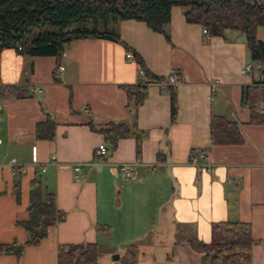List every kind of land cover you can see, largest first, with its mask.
<instances>
[{
    "label": "crops",
    "instance_id": "0c3cea01",
    "mask_svg": "<svg viewBox=\"0 0 264 264\" xmlns=\"http://www.w3.org/2000/svg\"><path fill=\"white\" fill-rule=\"evenodd\" d=\"M183 11L178 5L170 9L169 40L143 21L121 19L109 22L118 40L88 36L64 43L62 72L55 69L54 54L21 53L14 47L0 51V84L27 93L0 98V243L26 238L17 221L28 216L35 171L44 173L42 184L54 193L59 211L40 242L24 246L18 256L0 252V264H56L58 248L86 242L100 244L97 264H121L131 243L138 247L136 264H201L202 253L186 238L207 242L212 224L226 219L250 223L256 241L248 264H264V122L250 121L243 93L264 80V73L240 72L253 61L243 31L226 28L208 35L201 24L186 21ZM256 36L264 41V24ZM128 51L132 58L125 57ZM140 66L151 76L178 70L173 118L170 88L154 81L143 87L136 115L126 106L123 85L153 78L138 75ZM36 85L40 91L33 90ZM46 112L56 122L52 138L34 133ZM211 115L235 120L242 141L210 143ZM110 120L135 121L145 132L139 155L133 136L119 138L112 148L91 126ZM100 143L106 146L103 154L95 151ZM31 145H36L37 163L30 160ZM198 150L207 156L192 162L190 151ZM11 160L24 166L22 176ZM75 161L86 163L78 176L68 166ZM122 161L136 162L135 179L120 175Z\"/></svg>",
    "mask_w": 264,
    "mask_h": 264
},
{
    "label": "trees",
    "instance_id": "16d2710c",
    "mask_svg": "<svg viewBox=\"0 0 264 264\" xmlns=\"http://www.w3.org/2000/svg\"><path fill=\"white\" fill-rule=\"evenodd\" d=\"M174 5L183 7L185 20L201 24L208 35L221 34L226 28L243 31L249 58L260 61L264 66V41L256 36L258 25L264 24V0H0V51L5 47H14L21 53L54 54L57 69L64 43L88 36L118 40L116 29L107 25L110 21L121 19L143 21L169 40L165 26L170 21V9ZM88 18L92 20L91 26H70ZM98 20L103 22V29L97 27ZM149 75L145 70V76L149 78ZM151 77L143 82L123 85L126 106L133 108L135 115L144 99L143 87L161 76ZM243 93L251 106L250 121L264 122V114L255 108L259 100L264 104V80L245 87ZM25 95L26 90L20 86L0 84V98ZM175 110L174 88H170L171 118L175 116ZM55 124L54 118L46 112L45 118L36 122L34 133L38 137L52 138ZM91 126L104 135L112 148L119 138L133 136L136 154L139 155L145 132L135 121L128 125L110 120L104 125ZM209 135L212 144L242 141L238 123L222 115L210 116ZM15 173L19 176L24 174L20 170ZM13 187L16 200H19V181ZM26 209L28 216L17 221L26 232L25 240L22 243L16 240L0 243V252L20 255L24 246L40 242L59 218L55 195L46 189L40 177L33 176L29 181ZM186 241L192 249L202 253L201 264H248L251 247L256 240L250 223L226 219L212 224L209 241L194 236L187 237ZM101 250L97 242L68 243L58 248L56 264H97ZM137 259V244L131 243L125 248L121 264H136Z\"/></svg>",
    "mask_w": 264,
    "mask_h": 264
},
{
    "label": "built area",
    "instance_id": "2783aa9c",
    "mask_svg": "<svg viewBox=\"0 0 264 264\" xmlns=\"http://www.w3.org/2000/svg\"><path fill=\"white\" fill-rule=\"evenodd\" d=\"M202 31L203 33L207 34L206 32V28L202 27ZM20 48V47H18ZM64 54V51L61 53V55ZM125 57L127 59L132 58L133 54L131 51H128L125 53ZM264 66L263 64L258 61V60H253V61H248L246 62L240 69V72L242 74H248L250 73L253 69L259 70L262 73H264L263 70ZM63 70V66L61 63H59L57 65V72H62ZM138 75L140 76H145V70L142 66L138 67ZM179 81V72L175 67H171L169 69V71L161 77L155 78L154 82L158 83L160 86L162 87H166V88H174L176 86V84ZM33 90L35 91H40L41 88L40 86L36 85ZM255 108L259 113H264V104L262 100H259L255 103ZM96 153L99 154H103L106 152V146L104 143H100L97 148H96ZM207 156V152L206 150H198V151H190V159L192 162H195L197 160L198 157L200 158H205ZM30 160L32 163H37L38 162V157H37V148L36 145H31L30 147ZM85 162L82 161H75V162H71L68 163V166L72 169V171L74 172L75 176L80 175V173L82 172L84 166H85ZM135 161H122L118 164V170L120 175L127 180H133L136 177V173H135ZM10 165L13 168V171L16 172L18 170H20L21 172L25 171V168L23 165L15 162V160H11L10 161ZM209 164L207 165V168H209ZM44 168L42 167V170Z\"/></svg>",
    "mask_w": 264,
    "mask_h": 264
},
{
    "label": "rangeland",
    "instance_id": "374dc122",
    "mask_svg": "<svg viewBox=\"0 0 264 264\" xmlns=\"http://www.w3.org/2000/svg\"><path fill=\"white\" fill-rule=\"evenodd\" d=\"M77 24H79V25H87V26H91L92 25V20L90 19V18H88V19H86V20H83L82 21V23L81 22H74L73 24H71L70 26H76ZM97 27L99 28V29H103L105 26H104V24H103V22L101 21V20H98V22H97ZM107 27L108 28H115V26H113L112 24L110 25V23H108V25H107ZM21 153V152H20ZM19 153V154H20ZM29 154V153H28ZM29 155H24L23 154V157H22V159H25V160H29V157H28ZM34 175L36 176V177H43L44 176V173H42L40 170H37V171H35L34 172ZM113 254H115V253H113ZM112 254V255H113ZM112 257V256H111Z\"/></svg>",
    "mask_w": 264,
    "mask_h": 264
},
{
    "label": "water",
    "instance_id": "95a60500",
    "mask_svg": "<svg viewBox=\"0 0 264 264\" xmlns=\"http://www.w3.org/2000/svg\"><path fill=\"white\" fill-rule=\"evenodd\" d=\"M117 257H118V254H116V253L112 255V258H114V259Z\"/></svg>",
    "mask_w": 264,
    "mask_h": 264
}]
</instances>
